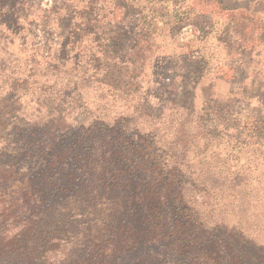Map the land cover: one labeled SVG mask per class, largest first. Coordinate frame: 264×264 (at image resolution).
Listing matches in <instances>:
<instances>
[{"label":"trees","instance_id":"trees-1","mask_svg":"<svg viewBox=\"0 0 264 264\" xmlns=\"http://www.w3.org/2000/svg\"><path fill=\"white\" fill-rule=\"evenodd\" d=\"M263 233L264 0H0V264H264Z\"/></svg>","mask_w":264,"mask_h":264},{"label":"rangeland","instance_id":"rangeland-1","mask_svg":"<svg viewBox=\"0 0 264 264\" xmlns=\"http://www.w3.org/2000/svg\"><path fill=\"white\" fill-rule=\"evenodd\" d=\"M238 4H243V2L245 1V0H235ZM164 42H166V41H164ZM173 51H175L173 48H172V46L171 45H169V44H167L166 45V47L165 48H161V49H159V51L157 52V54L158 53H162V52H165V53H167V55H173V56H175V53H173V54H170L171 52H173ZM173 62V61H172ZM218 90V87H216V91ZM219 90L220 91H223V87L220 85V88H219ZM260 243H262V244H264V233L263 234H261L260 236H259V240H258Z\"/></svg>","mask_w":264,"mask_h":264}]
</instances>
